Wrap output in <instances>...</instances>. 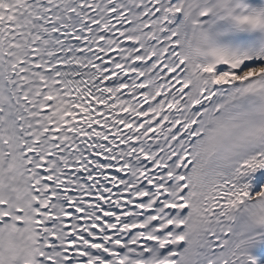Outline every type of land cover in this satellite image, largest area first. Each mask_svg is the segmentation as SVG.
<instances>
[{
  "label": "snow or ice",
  "instance_id": "6c2138e0",
  "mask_svg": "<svg viewBox=\"0 0 264 264\" xmlns=\"http://www.w3.org/2000/svg\"><path fill=\"white\" fill-rule=\"evenodd\" d=\"M0 264H264V0H0Z\"/></svg>",
  "mask_w": 264,
  "mask_h": 264
}]
</instances>
